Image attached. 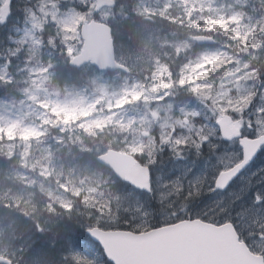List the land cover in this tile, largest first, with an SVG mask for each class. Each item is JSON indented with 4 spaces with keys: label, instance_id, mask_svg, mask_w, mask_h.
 Instances as JSON below:
<instances>
[{
    "label": "rangeland",
    "instance_id": "rangeland-1",
    "mask_svg": "<svg viewBox=\"0 0 264 264\" xmlns=\"http://www.w3.org/2000/svg\"><path fill=\"white\" fill-rule=\"evenodd\" d=\"M139 1L165 9L170 1L184 0ZM194 1L200 15L210 14L213 20L202 25L222 32L214 46H197L190 34L156 37L159 29L153 22L141 24L143 36L137 46L151 48L164 61L167 48L173 55L168 66L183 60L176 76L155 62L149 69L141 63L132 76L105 77L87 67L79 88L54 84L39 51L58 35L68 59L77 55L80 26L93 18L95 1H22L19 23L12 20V40L0 51V82L12 86L10 93L0 96V136L5 137L7 156H16V165L0 170V199L33 213L31 199L43 194L47 202L42 209L48 217H32L27 231L0 221V255L12 264H45L33 250L25 249L27 242L44 233L53 247L50 254H59L61 260L109 264L96 249L87 253L74 245L75 236L82 234L73 218L80 216V221H93L92 227H97L114 220L115 211L122 209L130 213L137 230L147 231L157 205L162 224L188 213L207 223H230L249 249L264 257V150L230 189L213 192L217 175L241 159L237 143L220 142L215 126L219 117L233 118L243 134H264V46L261 49L259 43L264 22L244 21L224 0ZM14 3L0 0V23L10 20ZM73 3H84L88 9L81 13ZM119 12L103 9L97 20L113 21ZM50 25L54 34L43 42ZM255 50L261 53L254 54ZM133 55L141 58V51ZM256 56L263 58L258 68L248 60ZM80 130L107 140L94 148H78L83 145ZM113 145L142 158L150 168V198L135 196L91 166L77 165L73 156L74 148L98 156Z\"/></svg>",
    "mask_w": 264,
    "mask_h": 264
},
{
    "label": "trees",
    "instance_id": "trees-1",
    "mask_svg": "<svg viewBox=\"0 0 264 264\" xmlns=\"http://www.w3.org/2000/svg\"><path fill=\"white\" fill-rule=\"evenodd\" d=\"M14 12L9 21H4L0 23V51H3V46L5 43H8L9 40H12V20L15 22L20 21L21 12L20 8L22 7V1L24 0H14ZM153 2L158 0H151ZM230 3L233 5L237 11L240 12L246 19H262L264 22V0H224V4ZM75 9L79 12L84 13L88 9V6L84 3L81 4H72ZM197 3L194 0H184V1H170L168 6L165 9H161V7L151 5H144L140 3L139 0H115V11H120L116 15V19L112 23L109 24L113 30V38L115 43V51L117 58L124 62L132 73H135L140 67L141 63L146 64L149 69L154 59L157 58L155 54L153 56H149L148 54H141V58L138 56H134L133 53L138 50L137 43L141 39V24L150 20L153 22L155 26L160 29V33L158 36L164 37L166 35H210L215 39L222 38L221 33L216 30L210 29V27H205V25L213 20L210 18V14L200 15V12L197 9ZM262 12V14H261ZM260 14V15H259ZM264 26V24H263ZM229 28H227L228 32ZM53 27L50 25L46 29V33L44 34L43 42L46 40L48 34L53 33ZM224 36H230L229 33L224 32ZM54 34V33H53ZM262 35V33H261ZM51 36V35H50ZM232 37V36H230ZM54 42L51 46L45 49L42 44V48L39 51L43 52V55L40 57L41 62L46 66L51 68L52 80L54 84L57 86H70L73 88H79L82 85L81 76L84 73V70L76 71L71 69L67 64V57L65 51L62 48V43L58 35H54ZM261 43V49L264 46V33L263 39L259 41ZM167 49V48H166ZM259 49V50H261ZM249 53L251 49H248ZM261 51H254V54H260ZM248 54V53H247ZM148 55V56H143ZM168 56V55H166ZM173 58V55H172ZM168 60V59H167ZM166 62L168 64V62ZM172 60V59H170ZM181 59H179L180 61ZM252 61L254 65L258 68V63L263 60L261 56L250 57L248 59ZM178 64L169 65L170 71L173 73L176 71ZM91 73L96 72L93 68H89ZM11 85H7V82H0V96H3L7 93H10ZM180 91V90H179ZM181 92V91H180ZM6 96V95H5ZM82 135L81 141L83 143L84 148H94L100 141L103 143L106 137H102L101 135H89L80 130ZM108 136V135H106ZM1 137V136H0ZM103 138V140H100ZM6 141L5 137L2 136L0 138V170H4L5 167H10L16 165V156L8 157L4 147ZM100 146V145H98ZM79 148V147H78ZM78 148H74L73 156L75 157L76 163L79 166H91L90 169L94 171L97 170L105 175H107L111 181H113L116 185L123 187L127 190H131L135 196L138 197H148L143 193H138L129 187L122 185L119 183L112 174L106 169L98 166L95 162V155L92 152H87L84 150H80ZM113 149H119V147L113 145ZM94 168V169H93ZM43 194L37 193L31 200L35 206V210L33 213H29L28 207L23 208L20 207L17 203H13L12 200H3L0 199V221L1 222H12L17 221L19 224L17 225V230L24 229L27 231L28 224L30 223V218L36 217L39 220H43L48 217L45 212H43V207L47 202L46 197L42 196ZM151 197V196H150ZM149 197V198H150ZM13 203V204H12ZM152 200H150V204H152ZM154 210L153 216L154 219L152 221V226L150 228H157L162 225L160 220L157 218L156 214H158L157 207H152ZM76 212L74 209L72 211V215ZM22 213V214H21ZM93 213V212H92ZM115 219L108 222H100L97 227L106 231H132L139 232L137 230L134 223L130 221L131 218L130 213L120 209L115 211ZM75 221V229L79 231L82 235H76L74 238V242L77 245L83 247L87 253H90V248L96 249L99 254L101 251L97 246L91 243L84 236V228L86 226L92 227L93 221H80L81 217L78 216L73 218ZM183 219H192V214L188 213L183 217ZM7 220V221H6ZM88 224V225H86ZM48 236V235H47ZM36 239H32L33 242H27V247L25 249L33 250L43 261L45 264H73L69 259L62 258L60 259V255L54 253L55 256L50 254V251L53 250L51 246V242H49L46 238V234L39 236L37 241ZM38 252V253H37Z\"/></svg>",
    "mask_w": 264,
    "mask_h": 264
},
{
    "label": "water",
    "instance_id": "water-1",
    "mask_svg": "<svg viewBox=\"0 0 264 264\" xmlns=\"http://www.w3.org/2000/svg\"><path fill=\"white\" fill-rule=\"evenodd\" d=\"M95 12L112 7V0H96ZM84 41L80 54L69 66L81 69L91 64L100 72L128 70L115 61L111 29L95 21H84L80 30ZM199 46L213 45L212 38L198 36L194 39ZM223 141L239 139L243 151L242 161L216 179L215 191H225L255 159L264 146V135L256 139L240 138L239 130L229 117L223 116L216 123ZM97 162L108 168L122 183L137 191L150 193L149 170L142 167L133 157L108 150L97 158ZM85 234L99 246L110 264H264L262 257L252 254L239 238L231 224L220 226L199 220L183 221L174 225L145 233L125 231H102L88 229ZM0 264H10L0 257Z\"/></svg>",
    "mask_w": 264,
    "mask_h": 264
},
{
    "label": "bare ground",
    "instance_id": "bare-ground-1",
    "mask_svg": "<svg viewBox=\"0 0 264 264\" xmlns=\"http://www.w3.org/2000/svg\"><path fill=\"white\" fill-rule=\"evenodd\" d=\"M13 203H14V201H13ZM13 203H12V204H13ZM21 214H22V213H21ZM57 225H59V223H57ZM59 227H60V226H59ZM67 228H68V227H67ZM22 258H24V257H22Z\"/></svg>",
    "mask_w": 264,
    "mask_h": 264
}]
</instances>
